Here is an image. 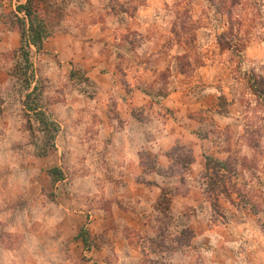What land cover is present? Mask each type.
<instances>
[{
  "label": "rangeland",
  "instance_id": "rangeland-1",
  "mask_svg": "<svg viewBox=\"0 0 264 264\" xmlns=\"http://www.w3.org/2000/svg\"><path fill=\"white\" fill-rule=\"evenodd\" d=\"M43 1L38 15L52 33L42 51L31 47L34 86L40 87L41 107L60 128L54 146L42 155L48 134L39 124L30 125L20 102L23 82L9 77L17 72L21 46L17 11L12 5L0 8V68L10 78L0 88L5 98L0 208L20 218L32 210L43 219L44 208L66 202L67 190L104 212L106 231L92 238L107 251L104 264H233L239 259L264 264V0ZM231 43L233 49H227ZM160 89H168L169 96L187 93L178 101L187 106L182 113L192 116L204 154L217 147L229 168L192 169V140L178 143L168 152V168H156L165 185L156 211L148 214V228L137 230L117 220L115 207L134 201L135 208L149 209L148 201L139 206L137 199L148 195L145 187L133 182L134 191H126L125 176L135 175L137 166L129 164L138 157L143 174L135 179L152 184L150 172L159 155L146 144L158 142L167 115L175 112L162 104L167 97L157 96ZM135 90L143 92L134 99L138 106L128 101ZM53 168L63 174L58 188L56 175L48 173ZM40 190L42 197L29 203ZM176 194L193 199L185 203L184 215L172 214ZM195 211L203 222L216 225L215 236L223 239L194 241ZM240 217L256 229L254 239L231 237L222 229L233 223L240 231ZM22 235L0 228V264H21L22 254L11 252L25 243L28 234ZM176 249L184 256L174 255ZM66 254L38 252L40 264H70Z\"/></svg>",
  "mask_w": 264,
  "mask_h": 264
},
{
  "label": "crops",
  "instance_id": "crops-1",
  "mask_svg": "<svg viewBox=\"0 0 264 264\" xmlns=\"http://www.w3.org/2000/svg\"><path fill=\"white\" fill-rule=\"evenodd\" d=\"M2 4L0 6L1 9H6L8 5H12L13 10L16 11L17 6L20 4H23V1H0ZM8 73H6L5 70L0 68V88L5 87L10 82V76L8 77ZM115 86V85H114ZM141 94V95H140ZM143 92L141 90H135L132 91L130 94H128L130 105L132 106H138L135 105L134 102L135 98H138L142 95ZM186 95L187 93L182 92H174L172 95L168 96L163 100V105L167 106L166 108L175 110L174 113H170L167 115V124L163 130V134L158 140L157 143L148 142L146 144V148L149 150L155 151L159 156L157 159V168H168L170 164V160L168 157V152L174 148L178 143L180 142H186L189 140H192L191 142H188L192 145L191 148H194V160L190 164V168L196 169V170H203L206 168V156H212L218 160L223 161L222 159H219V150L217 147H213L211 151L204 154L203 146L201 144L200 139L198 138L195 127L192 125V116L190 117L188 114L185 115L183 108L187 109V106H184L183 103L178 101V97ZM146 96V95H144ZM143 100V99H142ZM144 102L148 103V99H144ZM180 109V110H179ZM194 137H196V140H194ZM199 145L197 142H199ZM160 151V152H159ZM129 162V160H128ZM133 163L137 166V172L134 176H131V172L127 173L125 176L126 183H129L127 186L128 189L126 191H134V183H140L136 186L138 188L140 186L145 187V192H147L148 195L141 197V195L137 196V199L139 200V206L146 205V202L148 201L150 204L148 205L149 209H145V211L142 210V208L138 207L135 208L137 205L136 202L131 199L130 195H127V200H130V202H123L116 203L115 207V213H119L117 217V220L124 223L126 226H129V228H148V214H151L152 212H155V206L154 204L157 203L158 199L161 196L162 193V186L165 185L164 178L159 175L157 171L150 172V178L152 180V184L143 185L142 182H137L138 180L135 179L137 175L143 174V169L140 168V164L138 163V157L134 159V161H131V164H129L131 167ZM193 174H191L192 176ZM149 176V174H147ZM154 176V177H153ZM155 176H158L159 180H155ZM134 182V183H133ZM62 181L54 182V187L58 188ZM62 187H60V190ZM59 190V191H60ZM43 191H39L38 194L33 195L32 199H28L29 203H33V200H37L41 196V193ZM190 192V191H189ZM63 194L65 195L64 200L66 202L57 201L58 204L56 207H52L50 205L49 207H46L43 209L45 211L43 219L38 218L37 215L39 213L33 214L32 210H25L24 217L20 218V216H16V214L11 212V210L7 211L3 208H0V228L5 233H18V234H28L27 239L25 243L22 245L20 244V247H18L16 250H12L11 254L14 256V251L16 254L19 255L22 254L24 258H21V260H18L21 262V264H40L42 261V258L40 255H38V252L42 249H45L46 252L50 253H66L68 254L67 262L70 264H104L107 251L105 249L99 250L97 246L94 244L91 246V248H87L84 244V241L82 238H78V235L82 229L86 230L90 234V238H95V236L100 235L102 233H105L106 227H105V217L103 213H101L100 210H93L90 207H88L86 204H83L82 201H78L75 199L73 195H70L67 190L63 191ZM69 195V196H66ZM189 194L187 195H181L176 194L172 198V205L175 203V206H172V214L174 215H184L187 211V205L185 203L189 200ZM69 197V199H68ZM31 198V197H30ZM123 200V199H122ZM193 199L189 200V203H191ZM196 201V200H195ZM176 202H179L180 206H177ZM152 205V208H151ZM195 207V206H194ZM192 209V208H191ZM195 210V208H194ZM193 211V210H192ZM22 212V211H18ZM42 213V214H43ZM32 214V215H31ZM124 216L125 219L122 217ZM40 217V215H39ZM191 229L193 230V240L201 239V238H208L211 243H216L219 240L223 239V237H216L218 236L216 233H214V228H216V225L208 224L203 222V218L198 217L196 211L191 216ZM194 219V220H193ZM43 221V222H41ZM243 221L242 217H240V224L239 227H242L240 231H235V225L233 223H225L221 225L222 229L225 230L228 234V236H234L237 235L239 237L243 236L248 240L254 239L251 238L256 233V229L254 227H248L247 223H241ZM46 222V223H45ZM49 223L51 227L45 226V224ZM40 223L42 224L40 227L36 228L34 231L32 230L33 224ZM48 225V226H49ZM140 225V226H138ZM58 226V227H56ZM255 229V230H254ZM32 232V233H31ZM230 232H233V235L230 234ZM235 233V234H234ZM24 235H22L23 238ZM216 235V236H215ZM125 243V242H124ZM123 243V244H124ZM122 244V243H120ZM132 244V245H131ZM130 245L133 247L135 244L131 243ZM225 246L231 245L230 241L224 242ZM190 247V246H189ZM117 250V249H116ZM96 251V253H95ZM174 255H176L178 258L180 256H184V251L181 249L174 250ZM120 254L122 253V250L118 251ZM66 254V255H67ZM15 259V257H14ZM13 259V261H14ZM20 259V258H19ZM12 261V262H13ZM240 261V262H238ZM179 263V262H178ZM243 262L239 260H234L233 264H242ZM246 264V263H243Z\"/></svg>",
  "mask_w": 264,
  "mask_h": 264
},
{
  "label": "trees",
  "instance_id": "trees-1",
  "mask_svg": "<svg viewBox=\"0 0 264 264\" xmlns=\"http://www.w3.org/2000/svg\"><path fill=\"white\" fill-rule=\"evenodd\" d=\"M43 0H27L26 3L17 6V14L15 17L19 21L20 32V48H19V60L16 64L17 74L13 71L10 73V77H16L17 82H23L21 86V94H24L21 99V104L28 116V122L30 125L32 122L39 124V131L48 134V140L45 142V146L41 152L42 155L48 153V149L54 146L55 137L59 132V125L54 119L41 107L40 98L41 90L36 83L37 76L33 70V63L31 60V47L34 46L37 51H42L44 42L51 35L52 30L45 20L39 17V4L43 3ZM19 14H23L20 17ZM227 49H233V44H228ZM186 64L181 65V70ZM185 72V71H184ZM72 78L73 73L71 74ZM16 82V83H17ZM24 91V93H23ZM157 96L168 97V89H160ZM5 104V98L0 97V116L3 113V107ZM215 164V168L219 167L226 171L229 167L227 161L218 160L212 156H206V169H210L211 165ZM155 167L152 172L156 171ZM50 176L56 175V181L63 180L62 171L58 168H53L49 172ZM78 238H82L85 246L89 249L94 244L90 238V234L82 229L78 235Z\"/></svg>",
  "mask_w": 264,
  "mask_h": 264
}]
</instances>
